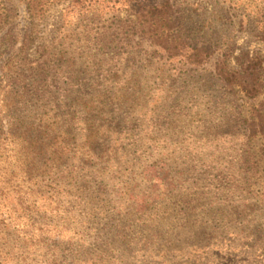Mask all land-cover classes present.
<instances>
[{"label": "rangeland", "instance_id": "rangeland-1", "mask_svg": "<svg viewBox=\"0 0 264 264\" xmlns=\"http://www.w3.org/2000/svg\"><path fill=\"white\" fill-rule=\"evenodd\" d=\"M172 1L207 62L0 0V264H264V0Z\"/></svg>", "mask_w": 264, "mask_h": 264}, {"label": "trees", "instance_id": "trees-1", "mask_svg": "<svg viewBox=\"0 0 264 264\" xmlns=\"http://www.w3.org/2000/svg\"><path fill=\"white\" fill-rule=\"evenodd\" d=\"M27 13L36 9L41 0H23ZM51 1V0H49ZM66 10L76 7L84 11L92 10L97 5L109 9L125 10L135 18V23L140 30L147 29L151 34V43L161 47L170 58L181 57L189 63L203 64L213 54L210 44L204 42L192 44L180 31V16L176 13L172 0H66ZM260 39L264 42V30H261ZM215 62L218 76H228L229 72L223 70L225 54ZM256 56L248 57L247 63L254 64ZM263 58L261 57V64ZM252 74V73H249Z\"/></svg>", "mask_w": 264, "mask_h": 264}]
</instances>
